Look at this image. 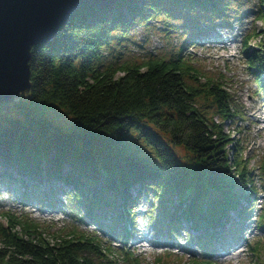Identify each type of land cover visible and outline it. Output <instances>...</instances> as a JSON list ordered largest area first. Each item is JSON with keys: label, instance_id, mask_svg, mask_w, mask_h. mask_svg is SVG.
<instances>
[{"label": "trees", "instance_id": "trees-1", "mask_svg": "<svg viewBox=\"0 0 264 264\" xmlns=\"http://www.w3.org/2000/svg\"><path fill=\"white\" fill-rule=\"evenodd\" d=\"M229 6L230 0H119L80 7L50 42L31 48V90L0 114V167L7 168L0 180L17 182L23 195L33 189L45 202L47 191L71 190L78 220L99 226L112 212L110 228L124 222L126 231L131 190H154L156 220L175 232L187 225L202 250L234 235L253 205L243 206L251 201L249 175L225 151L220 123L235 116L229 92L200 75L180 49L119 60L112 46L124 40L127 20L141 23L149 12L169 16L183 8L206 18L227 16ZM249 37L246 67L264 94L255 69H264V54L248 48ZM211 192L219 198L205 211L201 202ZM172 195L180 200L170 210ZM1 217L7 227L0 226V264H96L86 253L101 254L95 237L79 229L49 246L44 227L25 212ZM258 223L264 227V213ZM105 250V258L116 252ZM251 251L259 260L258 249ZM117 255L138 264L129 253Z\"/></svg>", "mask_w": 264, "mask_h": 264}, {"label": "rangeland", "instance_id": "rangeland-1", "mask_svg": "<svg viewBox=\"0 0 264 264\" xmlns=\"http://www.w3.org/2000/svg\"><path fill=\"white\" fill-rule=\"evenodd\" d=\"M263 1L230 0L227 16L209 15L203 18L198 15L200 13L183 8H178L175 14L169 16L149 12L148 18L141 23L127 20L129 31L120 36L124 40L112 41L113 54L120 53L119 60L177 54L180 49L179 55L191 62L200 75L221 81L219 83L223 89L229 92L235 116L220 123L223 134L229 139L225 151L230 159L235 157L241 160V165L249 175L252 190L247 192L250 193L251 201L243 206L247 211L253 205L248 217L235 229L234 235L213 241L208 251H204L193 236L186 232L187 225L175 232L156 220L161 215L157 208L159 198L154 190L143 193L135 188L131 190L133 204L130 205L131 223L127 231L124 222H119L115 229L110 228V218L115 216L112 212L99 222V226L91 225L88 219L83 222L78 220L77 207L72 200L75 195L73 191L54 188L47 191L48 201L45 202L33 194V189L28 191L30 194L23 195L17 182L3 181V178L0 180V226L7 227L2 213L18 215L25 212L29 219L44 227L42 238L49 246L58 244L72 230L79 229L97 241L94 244L101 254L86 253L96 264H126L117 255L118 252L133 255L138 264L264 263V227L258 223L264 213V94L257 90L243 54L247 36H250L247 39L248 48L264 54ZM110 51L106 48L103 55L108 56ZM255 69L260 70L258 75L264 77V69ZM214 119L217 120L216 117ZM6 170L0 167V176ZM217 198L219 194L211 192L209 198L201 202L204 210L207 211L210 201ZM179 200L178 196H169L165 206L172 210L174 203ZM236 236L237 244L231 245ZM134 239L141 240L140 249L131 248ZM106 247L116 252L105 258ZM251 247L258 249L255 254L259 255V260ZM213 248L226 254L222 257L219 254L213 256Z\"/></svg>", "mask_w": 264, "mask_h": 264}, {"label": "water", "instance_id": "water-1", "mask_svg": "<svg viewBox=\"0 0 264 264\" xmlns=\"http://www.w3.org/2000/svg\"><path fill=\"white\" fill-rule=\"evenodd\" d=\"M119 0H0V114L31 90V48L50 42L83 6Z\"/></svg>", "mask_w": 264, "mask_h": 264}, {"label": "bare ground", "instance_id": "bare-ground-1", "mask_svg": "<svg viewBox=\"0 0 264 264\" xmlns=\"http://www.w3.org/2000/svg\"><path fill=\"white\" fill-rule=\"evenodd\" d=\"M257 114H259L258 113V111L256 112ZM237 240H238V238H237V236H236V238H235V240L234 241H232L231 242V245H235V244H237ZM140 241L141 240H138V239H134L133 240V242H132V245H131V248L132 249H140ZM176 244V243H175ZM177 245V244H176ZM228 252V251H227ZM208 253V252H207ZM210 254V253H209ZM217 254H219V255H221L220 257H222V256H224L225 254H226V252H223V251H219V250H217L216 248H213V250L211 251V255H217Z\"/></svg>", "mask_w": 264, "mask_h": 264}]
</instances>
